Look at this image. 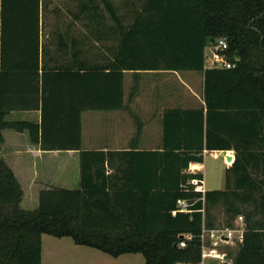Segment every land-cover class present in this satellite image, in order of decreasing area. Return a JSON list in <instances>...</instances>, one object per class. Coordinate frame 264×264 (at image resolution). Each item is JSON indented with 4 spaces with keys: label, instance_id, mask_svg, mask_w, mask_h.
I'll return each mask as SVG.
<instances>
[{
    "label": "trees",
    "instance_id": "16d2710c",
    "mask_svg": "<svg viewBox=\"0 0 264 264\" xmlns=\"http://www.w3.org/2000/svg\"><path fill=\"white\" fill-rule=\"evenodd\" d=\"M124 3L122 15L111 0L82 4L97 25L106 24L101 5L119 38L108 65L79 69L62 62V38L60 60L43 57L42 0H0V152L5 131L26 133L42 152H79L78 188L41 190L33 211L20 207V183L0 159V264H41L42 236L114 259L199 264L202 230L218 228L215 206L224 208V228L244 218L242 243L226 252L232 264H264V0ZM219 39L232 69L205 68V50ZM127 71L135 83L124 98ZM161 71L202 74L204 108L165 110L161 150L123 154L108 173L113 153L82 149V114L128 109L139 74ZM22 111H38L39 121L6 120ZM204 151L233 152L224 190L195 191L191 181L203 176L186 171L203 164ZM177 200L192 212L173 215Z\"/></svg>",
    "mask_w": 264,
    "mask_h": 264
},
{
    "label": "crops",
    "instance_id": "0c3cea01",
    "mask_svg": "<svg viewBox=\"0 0 264 264\" xmlns=\"http://www.w3.org/2000/svg\"><path fill=\"white\" fill-rule=\"evenodd\" d=\"M85 1L86 0H66V5L68 7L66 8L65 13L70 16L71 21H68L66 24L62 25V27L55 24L54 28L51 30V40L49 42V46L58 48L62 38L65 46L62 62L66 65L77 64L79 69L87 67L88 63L106 66L112 61L113 56L116 53L117 42L119 38V27L108 19L101 5L97 11L99 14L104 16V19H106V24L97 25L96 23L88 22L86 18V11L82 5ZM42 2L45 7H42L41 13V45L43 44L42 33L44 26L42 20L46 10L48 9V4H51V0H42ZM57 11L58 9L55 8L52 10L53 13H57ZM93 44L97 47H100V55L96 60H89V58H87L85 55V51L88 46H94ZM209 50L210 48L205 50V68H211L210 66L206 65L208 62L206 57ZM46 55L47 56L45 58L49 64L60 60L58 50L54 52H46ZM143 74L153 75L154 80L149 83V88L146 90V93L149 91L151 96L149 98L146 97L144 102L140 103L141 105H139L137 103L139 100V79ZM128 75L133 78L134 85L135 77L132 72H124V80ZM168 77L172 78V85L170 84L171 87L170 85L168 86L160 81L163 80L162 78L168 79ZM139 79L136 95L129 104V108L122 111L97 112L100 113L101 116L99 117L100 123H98V125L95 127V136L93 135L89 139L87 146H83L82 144V149L85 151H97L103 153L110 152L114 154L113 159L111 160V168L109 169L108 173H111L114 168L121 164L119 159L124 157L123 154H129L130 152L135 151L155 152L161 150V122L162 115L165 110L174 108L184 110L204 108L203 76L200 73L187 71L149 72L139 74ZM133 85H131V87ZM129 90L130 89L127 85L124 89V98H127ZM174 91L177 93H174ZM13 113H17L16 115L21 117L20 120L35 122L39 121L40 113L38 111H22ZM135 124L137 127L140 126L141 130L138 135L135 133L134 136ZM3 137L5 145L6 138L5 136ZM7 144L9 145L8 151L4 152V150H1L0 159L3 160L13 171L15 177L20 183L23 192L20 207L23 200L28 198V203L33 204L36 202L35 204L37 208L39 192L44 189H49L50 187H48V185L54 187V185L49 184V182L46 183V181L50 179V182L51 180L55 182L54 177L58 175H65L66 172L70 173L69 168H71V174H73L72 183H75L76 181L78 188V151L42 152L38 150L36 146H33L29 143L26 133H15L14 135H11L7 140ZM222 152L223 151H213L210 153H213V157H217L218 155H221ZM206 153H208V151L203 152V158ZM227 153L233 152L227 151ZM46 155H52V157L58 161V169L55 170V166H53L52 169H48L49 166L46 165V161L44 162V156ZM60 159H63V162H60ZM193 165L198 164H191L189 167L192 168ZM199 166L203 168V164H199ZM67 181L68 179L64 180V182ZM25 190H27V195L24 192Z\"/></svg>",
    "mask_w": 264,
    "mask_h": 264
},
{
    "label": "rangeland",
    "instance_id": "374dc122",
    "mask_svg": "<svg viewBox=\"0 0 264 264\" xmlns=\"http://www.w3.org/2000/svg\"><path fill=\"white\" fill-rule=\"evenodd\" d=\"M114 7L118 10V14L122 15L124 13V10L126 9L124 3L126 0H111ZM50 3V2H49ZM98 3V1H97ZM68 6L66 5V0H51V4H48V9L46 10L44 17H43V33H42V46L46 48V52H54L57 51L58 48H53L49 46V42L51 40V30L54 28L55 24L62 25L66 24L68 21H71L70 16L65 13V10ZM58 9L57 13H53V9ZM107 18V17H106ZM80 23V22H77ZM94 45V44H93ZM212 51H214V46L210 47V50L207 52L206 60L208 62L206 63L207 66H211V58H212ZM86 56L89 58V60H96L100 55V47L97 46H88L86 48ZM45 54L43 57H46ZM50 56V55H49ZM163 80H160L162 83L166 85H170L172 83V78L168 77L162 78ZM154 80L153 75H147L143 74L141 75L139 79V93L138 97L139 100L137 103L141 105L140 103L144 102V99L147 97L149 98L151 95L149 94V91L146 93V90L149 88V83ZM157 80V81H159ZM156 81V82H157ZM128 85V88H131V85H133V78L131 76H127V78L124 80V89ZM172 85V84H171ZM170 85V87H171ZM164 89V88H162ZM168 89V87H167ZM171 91V89H170ZM174 93H177L174 91ZM149 94V95H148ZM17 113H11L9 116H7V121H16L20 120L21 117L19 115H16ZM105 114V113H102ZM100 113L97 112H85L82 114V131H81V137H82V144L83 146L88 145L89 139L94 135L95 136V127L100 123L99 117ZM137 125L134 126V136L137 131ZM15 132L7 131L3 132V136L6 138V144L2 146V151L4 152L8 151V144L7 140L11 135H14ZM10 140V139H9ZM44 162L46 161V165L49 166L48 169H52L53 166H55V170L58 169V164L56 159L52 157V155H46L44 156ZM60 162H63V159H60ZM227 166L223 161V157L221 155H218L217 157H213V153H206L203 158V168L199 169H192L189 167L186 171V173L189 174H203L204 179V189L205 191H215V190H224L225 188V175ZM70 173H67L65 175H58L54 177L53 182L50 179L46 181V183L49 182V184L54 185L49 186L50 188H64V189H76L77 184L72 183V177L73 174H71V168ZM194 170V172H193ZM201 174V175H202ZM230 180H232V175L229 174ZM68 179L67 182H64V180ZM74 182V180H73ZM27 195V190L24 191ZM28 198L23 200L21 204V208L26 211H33L36 209V202L31 204L28 203ZM211 214L213 218L216 221V226L218 228H224L226 225V213L224 211V208L222 206H215L211 209ZM244 221V218H243ZM237 224V218L233 220L232 225L235 226ZM41 247H42V260L41 264H144V258L139 255H122L118 258H111L101 252H98L96 250L87 248V247H81L76 246L73 241L70 238H62V239H56L49 236H42L41 238ZM222 251L227 252V250H233L234 247H224L222 246L220 248ZM205 264H219L217 261L209 260L207 259L205 261Z\"/></svg>",
    "mask_w": 264,
    "mask_h": 264
},
{
    "label": "built area",
    "instance_id": "2783aa9c",
    "mask_svg": "<svg viewBox=\"0 0 264 264\" xmlns=\"http://www.w3.org/2000/svg\"><path fill=\"white\" fill-rule=\"evenodd\" d=\"M227 50V44L224 39H219L214 44V51H212V58L210 66L211 68H223L232 69L234 64H231L225 60L224 52ZM227 156H233L232 162L234 161L233 153L225 152ZM223 161L226 165H231V163L226 162L223 157ZM202 169V168H201ZM192 185L195 186V191L199 193H204L203 180L200 182L198 180H192ZM187 201L177 200L176 210L172 212L173 215L178 213L188 214L192 210L189 207ZM245 226L242 216L237 217V224L230 228H216V229H203L200 236L201 243V259L199 264H205L207 259L217 261L219 264H232L231 259L227 256L225 251L220 248L224 247H234L242 243L245 234ZM180 247H184L183 243H180Z\"/></svg>",
    "mask_w": 264,
    "mask_h": 264
},
{
    "label": "water",
    "instance_id": "95a60500",
    "mask_svg": "<svg viewBox=\"0 0 264 264\" xmlns=\"http://www.w3.org/2000/svg\"><path fill=\"white\" fill-rule=\"evenodd\" d=\"M210 43V38H207L206 40V45H208ZM222 157H224L226 159V162L231 163L232 162V158L233 156H227L224 152H222Z\"/></svg>",
    "mask_w": 264,
    "mask_h": 264
},
{
    "label": "bare ground",
    "instance_id": "6f19581e",
    "mask_svg": "<svg viewBox=\"0 0 264 264\" xmlns=\"http://www.w3.org/2000/svg\"><path fill=\"white\" fill-rule=\"evenodd\" d=\"M199 165V164H198Z\"/></svg>",
    "mask_w": 264,
    "mask_h": 264
}]
</instances>
